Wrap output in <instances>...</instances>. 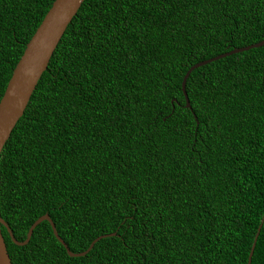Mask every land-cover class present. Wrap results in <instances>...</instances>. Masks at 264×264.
<instances>
[{
    "label": "trees",
    "instance_id": "16d2710c",
    "mask_svg": "<svg viewBox=\"0 0 264 264\" xmlns=\"http://www.w3.org/2000/svg\"><path fill=\"white\" fill-rule=\"evenodd\" d=\"M54 0H0V99ZM264 0H84L0 154L11 264H247L264 214ZM250 264H264V221Z\"/></svg>",
    "mask_w": 264,
    "mask_h": 264
},
{
    "label": "water",
    "instance_id": "95a60500",
    "mask_svg": "<svg viewBox=\"0 0 264 264\" xmlns=\"http://www.w3.org/2000/svg\"><path fill=\"white\" fill-rule=\"evenodd\" d=\"M83 2L84 0H54L32 37L27 42L0 99V154L16 123L23 115L39 79L41 78L43 72L47 69L48 63L60 39L62 38L68 25L71 23L73 17L77 14ZM261 46H264V40L245 47L234 48L223 54H219L215 57L192 65L184 74L181 82V91L185 99V107L187 109H191L186 93V82L194 69L218 59ZM42 221L49 222L55 238L63 245L70 257L83 256L91 250L93 245L99 239L114 235V233H112L99 236L90 243L89 247L85 251L73 253L70 251L67 244L60 238L55 229L54 223L47 214L40 216L31 224L23 241L15 239L7 223L0 217V264H11L1 232V226L6 229L11 241L14 244L23 246L28 243L34 228ZM263 221L264 214L250 248L247 264L251 263L255 243Z\"/></svg>",
    "mask_w": 264,
    "mask_h": 264
}]
</instances>
